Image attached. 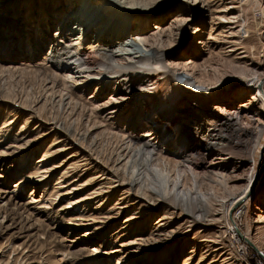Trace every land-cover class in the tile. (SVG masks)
Instances as JSON below:
<instances>
[{
  "label": "rangeland",
  "instance_id": "374dc122",
  "mask_svg": "<svg viewBox=\"0 0 264 264\" xmlns=\"http://www.w3.org/2000/svg\"><path fill=\"white\" fill-rule=\"evenodd\" d=\"M15 1V6L4 8L3 13L0 15V18H2L0 22V126L7 118L12 121L9 134L7 135L8 138L6 136L1 138L3 143L0 144V264H116V261H110L108 254H105L107 257L104 255V257L98 256L87 259L88 249H96L103 245L106 240L107 244L103 245L105 247L104 253L110 252L114 248H118L123 254L132 252L129 255L130 262L141 258L144 260L137 264H161L162 260L169 257V264H184L193 249L196 250L194 257L189 259L187 264H207L210 261H200L208 249V242L203 240L204 238L209 239L212 237L213 239H219L216 245L223 247L222 250L225 252L229 264H264V258L261 255H264V223H254L257 217L256 214L260 213L255 208L262 204L261 198L264 196V178L259 188L256 187L253 190L252 199L247 207L242 208L241 206L243 205H235L230 211L231 216L238 215L236 223L239 230H236L233 234L228 229L227 219L222 217V215L220 216V214L219 221H216L218 223L212 225L215 219L214 213L223 211L228 206L230 207L232 200L243 190L242 186H245V181L233 182L228 179L233 174L232 171L234 169L232 167L240 165L238 162L241 161V154H233L234 162L230 163L226 170H220L219 167L209 164L211 159H216L220 156V152L217 150L213 151L211 156L209 158L206 157L207 159L203 162H190L196 172L200 174V191L209 199V214L206 218L208 223H206L207 227L205 228H201V224H197L188 234L182 237L175 236L170 242L159 239L163 238L164 234L161 236L153 234L156 227L155 222L164 215L165 218L167 217L166 220L171 222L168 230H174L179 224L186 221L187 215L182 214L178 208H172L169 203L155 202L160 197V194L150 192L145 199H142L137 195V189L130 190L129 185L126 184L117 187L118 190L114 195L112 188L110 192H104V196H100L105 199L102 203L104 205L100 204L98 207L95 205L96 203L88 202V209H94L97 206L98 209L96 210H102L101 212L105 216V218L101 216L103 221H100L102 222L98 221L94 224L88 223V225L77 226L68 224L66 220L63 222L64 225H57L61 218H55L54 216H57V210L63 205H67L69 201V197H63L62 195L56 199L53 208L46 209L45 216L41 217L40 222L36 224L29 217L28 213L31 210H28L29 208L25 205L26 201L32 196L35 199H41L42 196H45L52 200L54 193L50 186H53V184L56 186L55 182L58 181L63 172H69L66 178L67 181L64 179L66 181L64 182L65 185L67 183V186L69 184H72L71 186L79 185L80 189H73L76 192V194L73 193V196L79 197L86 193L93 194L94 189L96 190L102 186L108 187L113 178L107 179L113 176H111L112 173L110 175L107 174V170H105L101 162L104 160L106 164L109 163L107 165H112V160H109V157L112 158L115 155L114 153L117 152V146L122 144L121 137H119V139L121 138L120 141L117 140L118 138H112L109 136L110 134L108 135L111 126L110 122L119 126H125L126 123L125 119L119 121L117 117L110 118L109 114H107L116 105H112L97 118L99 127H92L91 132L93 136L99 138L98 141L102 144L104 156L100 154L101 161L95 158L88 161L81 160L87 152L71 138L64 136V142L56 143L57 138L63 136V131L56 130L54 132L49 119L56 117L57 119L69 121L71 118L77 117L75 114L79 113H72L67 111V109H58L53 106L52 101L49 99L45 104L46 108H41L43 102H45V100L41 101V98L49 93L46 90L50 86L48 75L52 70L47 67L49 66L48 63L43 65L49 42L46 41L39 44L36 35L38 32H34V25L41 23L40 25L42 26L43 24L42 27L47 32V39H54V33L58 29L57 23L64 19L66 12L72 7L86 8L87 3L81 4L76 0H67L62 3H57L59 0ZM101 1L103 0H96V4L101 3ZM119 1L124 4L126 0ZM131 1L134 3L135 15H137L132 16L130 10H123L125 11V14H123L124 18L128 17L126 23L129 22V19H134L131 24L129 23V27H125L131 38L141 36L148 43L154 42L158 38L163 39V48L168 54L171 63L170 70L177 77L184 79L186 71L188 73L195 72L202 82L209 84L207 87H203L207 89H199V95L205 98L214 96L215 93H218V97L225 95V97H228L225 99V103L231 104V107L240 111L241 114L245 113L239 104L242 101L254 102L252 96L255 94L252 91V79L249 78L252 77L253 70H264V0ZM229 5L236 7L227 10ZM97 8L90 5L85 12H82L86 16L79 15L68 20L66 17L67 23L72 27L74 22H78L75 24V28L79 30L81 22L83 21L82 23L85 24L90 19L92 10ZM110 8L113 9L110 15H102L106 19L104 22L107 24L122 16L121 13H118L119 10H114V6ZM229 11H232L229 16L240 15L238 24L236 23L237 28L235 27L236 24H234L236 29L232 24H226L221 18L222 15L227 14ZM220 19L222 20L220 21ZM136 21H140L141 25H136ZM238 25L243 27L241 30L242 46L246 48L248 54L247 58L239 60L234 53L229 52L231 44H227L224 40L225 38L227 42L228 39L230 40L232 31L230 29L237 31V29L239 30ZM27 29L31 32L32 42L35 44V47L33 46L31 50L26 49L27 45L24 44L25 46H23L22 37L24 36L22 35L24 34L23 31ZM9 37H12V39L7 42ZM155 37L157 38L156 40ZM92 40H94V37ZM90 42L86 46L87 48L90 47ZM21 43L22 45H20ZM189 59L193 61L192 66L186 64ZM187 79L193 87L198 86L194 83L191 75H187ZM97 86V84H92L88 88L83 87L80 90L81 92H74V96L85 103L87 108H90L93 100L98 95L101 96L103 94V92L98 95L94 94L97 91ZM212 87H215V89ZM112 88L109 85L107 91ZM243 91H245L244 94ZM79 96L81 97L78 98ZM107 96L109 97V95L101 96L103 99L100 98V102L106 99ZM22 103L25 105L22 106ZM150 103L153 104L154 100H151ZM25 106L30 109L24 110L23 107ZM35 106L36 108H34ZM125 106L127 107L128 105ZM167 108L170 111L168 106ZM154 113V110L148 111L147 116ZM88 115L89 113L85 111V120L88 119ZM26 118H29L30 122L28 124L26 123ZM151 120L154 121L155 119ZM23 125L25 126L22 127ZM21 129L22 131L20 132ZM24 130H26L24 138L29 139L31 142L25 145L24 148L19 147L18 149L15 148V150L12 147L9 148L11 144H8V141ZM143 132H146V130H143ZM29 134L31 135L28 136ZM197 139L193 138L191 141H186L182 148L191 142L197 143ZM198 140L202 145L209 142L204 137L200 138V136ZM22 142L23 140L20 141V143ZM212 142L214 141H210V144ZM210 144L209 147L212 148L213 146ZM62 147L64 148L63 150ZM60 148L61 151L57 152V155L54 154L47 165L48 167L53 166L54 169L48 173L47 178L50 179V186L46 191H44L41 182H35V184L32 182L27 183L21 189L16 187L15 184L20 178L16 171H18L24 160L32 163L30 168L32 170L33 166L39 164L42 155L48 152L49 149L56 150ZM263 163L264 139L257 150L255 169L261 170ZM74 164L78 167L76 168ZM238 168L239 172L243 171L242 173L246 174V167ZM215 171H224L223 174L227 177L225 185L210 180L209 177H213ZM89 180H93V183L90 185L84 184L89 182ZM118 183L115 182V184ZM190 184L191 181L189 180L187 185L189 186ZM240 187L242 189H239ZM225 189L235 192H226ZM13 195L17 197L14 198L12 197ZM122 196H125V198ZM100 197L97 200H100ZM120 198L123 199L120 200ZM224 198L227 200L225 201ZM136 200H138V203H131ZM47 203V205H51L50 201ZM48 215L50 216L49 219L47 218ZM131 215L139 217V219L131 220L130 223L132 225L120 230V226H127L125 222ZM146 219L149 220L148 225L145 223ZM103 223H105L103 231H97L95 237H92L93 240L82 242L83 238L86 237V234L93 227L95 228ZM140 224L147 227L145 231H138L137 227ZM245 233L250 234L261 253L243 239L242 236ZM79 242L81 243L79 244ZM121 243L126 245L122 246L120 245ZM168 245L169 247L167 248ZM149 250L151 251L149 252ZM74 256L76 257L74 258ZM75 260H79V263H75Z\"/></svg>",
  "mask_w": 264,
  "mask_h": 264
},
{
  "label": "bare ground",
  "instance_id": "6f19581e",
  "mask_svg": "<svg viewBox=\"0 0 264 264\" xmlns=\"http://www.w3.org/2000/svg\"><path fill=\"white\" fill-rule=\"evenodd\" d=\"M66 1L67 0H59L57 3ZM76 1H79L81 4L87 3L86 8H70L66 12V16L63 17L64 19L57 23L58 29L54 33V39H47V32L44 31V27H42L43 24L42 26L40 25L41 23H36L34 25V32H38L36 35L39 44H42V42L45 43L46 41L49 42L47 54L43 59V65L48 63L49 66L47 67L52 70L48 75L50 86L46 90V92L48 93L49 91V93L41 98V101L45 100L41 108H46L45 104L49 99L52 101L53 106L58 109H67V111L72 113H79L75 114L77 117L74 119L71 118L69 121L57 119L56 117L49 119V122L52 124L51 128H54V132L56 130L63 131V136H59L56 143L64 142L65 140L63 137L66 136L78 143L87 152L81 160L88 161L95 158L101 161L102 158L100 154L104 156L102 144L99 143V138L97 136L92 135V127L98 126L99 123L97 118L100 114L108 110L112 105H116L115 108L107 112V114H109L110 118L117 117L119 121L125 119L126 124L125 126H119L110 122L111 126L108 135L110 134L109 136L112 138H118L117 140L122 138V144L117 146L118 149L117 152L114 153L115 155H112V158L109 157V160H112V165H107L109 163L106 164L104 160L101 162L105 170H107V174L110 175L112 173L111 176L113 177L108 176L109 178L107 179L113 178L112 181L110 180V185L108 187L102 186L96 190L94 189L93 194L86 193L79 197L73 196L76 194L73 189H80L78 184L73 186H71L72 184L67 186L68 183L67 185L64 184V182L67 181L66 178L69 172L61 173L60 178L55 182L56 186L54 184L50 186V179L47 178L48 173L54 169L53 166H47L48 162L54 154L57 155L56 153L61 151V148L56 150L49 149L48 152L42 155L39 164L33 166L32 170L30 169L32 163L28 160H24L22 162L23 164L18 168V171H16V174L20 176L15 184L16 187L21 189L22 186L27 183L32 182L35 184V182H41L44 191H46L49 186L52 187L55 197H52V200H49L51 198L45 196H42L41 199H35L33 196L30 197L25 203L29 208L28 210H31V212L28 213L29 217L37 224L40 222L41 217L45 216L46 209L53 208L56 199L62 195L63 197H69V201L67 205H63L57 210V216L54 217L61 218L57 225H64L63 222L66 220L68 224L77 226L88 225V223L94 224L102 220L101 216L105 218L101 212L102 210H96L98 209L97 206L99 207V205L103 203V200H105L100 196L103 195L104 192H110L111 188L113 189L112 192L114 195L118 190L117 187L126 184L129 185L130 190L134 188L137 189V195L142 199H145L146 195L150 192L160 194V197L155 202L169 203L172 208H178L181 210L182 214L187 215L186 221L179 224L174 230H168L170 229L171 222L166 220L167 217L165 218L164 215L155 222L156 227L154 228L153 234L157 236L164 234L165 236L159 239L161 241L167 240L170 242L175 236L182 237L188 234L197 224H201V228L207 227L206 223H208V219L206 218L209 214V199L200 191L199 181L201 177H199L200 174L196 172L191 163L192 161L203 162L207 159L206 157L209 158L213 151L217 150L220 152V156L216 159H211L209 164L219 167L220 170L228 169L230 163L232 164L234 162V155L241 154V161L238 162L240 165H234L232 167L234 169L232 171L233 174L231 173L232 175H230L228 179L233 182L245 181V186H242L243 190H240L241 192L237 196L234 195L235 198L233 197L234 199L230 207L228 206L225 210L223 209V211H216V213H214L215 219L213 221L214 224H212L215 225L218 223L216 221H219L220 214V216L222 215V217L227 219L228 229L234 234L236 230H239L236 223L238 215L235 214L231 216V209L235 205H243L241 206L242 208L245 206L247 207L252 199L253 190L256 187L259 188L264 178V163L261 166V170L258 171L255 169L257 150L264 139V70H253L252 77L249 79H252V91L255 92L252 96V100L255 103L252 101H242L239 105L245 113L241 114L240 111L233 109L231 104L225 103V99L228 98L227 96L225 97V95L218 97V93H215L214 96H207L206 98L199 95V89H207L203 87H207L209 84L202 82L195 72L188 73V71H186V74L188 73L187 75L193 77L194 83L198 85L196 87L189 84L190 81H188L185 73L184 79L177 77L175 73L170 70L171 63L168 54L163 48V39L158 38V40H156L157 38L155 37L156 41L151 42L152 44L149 42V44L148 41L141 36L134 38L129 36L130 33L127 32L126 28L129 27L134 19L131 18L129 22L126 23L128 17L124 18L123 14H125V11L123 10H130L132 16L135 15L136 9L134 8L133 1L126 0L124 4L119 0H103L101 1L102 4H96V0ZM15 3V0H0V15L3 13L4 8L15 6ZM90 5L96 8L98 6L100 7L92 10L90 19L87 20L85 24L82 23L83 21L81 22L79 30L75 28V24L78 22H74L72 27H70L67 20L79 15L86 16V14L82 12H85ZM112 6H114V10H119L118 13H121L122 16L115 18L112 23L107 24L104 22L106 19L102 15H110V12L113 10L110 8ZM235 7L229 5L227 10ZM230 13H232V11L222 15L221 18L226 24H232L234 27L240 15L229 16ZM222 19H220V21ZM1 20L2 18H0V22ZM136 22V25H141V23H139L140 21ZM121 23L122 25H120ZM237 24L235 26L236 28ZM242 28L241 25L237 31L230 29L232 30L230 40L228 39L227 42L226 38L224 39L227 44H231L229 46V52L234 53L238 60L245 59L248 56L246 48L242 46ZM27 30L23 31V46L27 45L26 49L31 50L33 46L35 47V44L32 42L31 32H29V29ZM93 37L94 40H92ZM11 39L12 37H9L7 42ZM89 42L90 47L87 48L86 46H88ZM20 45H22V43ZM242 62L244 61L242 60ZM192 63L193 61L190 59L186 62L187 65H191ZM237 65L239 64L237 63ZM92 84L98 85L96 87L97 94L94 93L95 95L103 92L101 96L104 97V95H109V97L107 96L106 99L100 102L99 99H103V97L98 95L97 98L93 100L91 107L87 108L85 103L75 98L74 92L78 93L83 87L88 88ZM109 85L113 88L107 91ZM128 85L129 87H127ZM212 88L215 89V87ZM244 92L245 91H243V94ZM80 97L81 96L78 98ZM151 100H154L153 104L150 103ZM24 105L25 104L22 103V106ZM125 105L128 106L126 107ZM36 106L34 108H36ZM167 106L170 108V111H168ZM23 108L24 110L30 109L27 106ZM151 110H154L155 113L147 116V112ZM85 111L89 113L87 120H85ZM151 119L155 120L152 121ZM11 122L12 121L7 118L3 121L2 126H0V144L3 143V139L1 138L4 136L7 137L9 134ZM29 122V118H26V123L28 124ZM24 126L25 125L22 127ZM143 130H146V132H143ZM21 131L22 129L20 132ZM25 134L26 130L20 134L18 133L14 138H11L8 141V144H11L9 148L12 147L14 150L19 147L24 148L25 145L30 143L31 141L29 139L24 138ZM30 135L31 134L28 136ZM199 136L200 138L204 137L209 142L205 141L206 144L202 145L198 142ZM119 137L121 138L119 139ZM193 138L197 139V143L191 142L182 148V145L186 141H191ZM21 140H23V144L20 143ZM210 141L214 142L210 144ZM209 144L213 147H209ZM63 149L62 147V150ZM77 167L78 166H76V168ZM238 167H246V174L242 173L243 171L239 172ZM223 172L224 171H215L213 174L214 176L209 177L210 180L225 185L227 177ZM189 180L191 184L188 186ZM92 181L93 180H89V182H85L84 184L90 185L93 183ZM115 182L119 183L115 184ZM227 186L229 185L227 184ZM105 188L109 189L106 190ZM63 189L65 190L62 191ZM239 189L242 188L240 187ZM227 191H230V189H227L226 192ZM230 192L228 193L230 194ZM125 196L122 197L125 198ZM12 197L16 198L17 196L13 195ZM98 197L101 199L97 200ZM225 198L224 200L226 201L227 199ZM121 199L123 198H120V200ZM49 201L51 205H47ZM89 201L91 203H96V208L88 209ZM244 201H246V203L243 204ZM131 203H138V200L132 201ZM261 203V205L255 208L260 213L256 214L257 217L254 223H264V196L261 198ZM49 217L48 215L47 218L49 219ZM137 219H139V217L131 215L125 222L127 226H120V230L126 229L132 225V223H130L131 220ZM145 223L148 225L149 220L146 219ZM104 225L105 223L95 228L93 227L92 230L86 234V237L83 238L82 242L93 240L92 237H95L97 231L102 230ZM138 227L137 229L139 232L145 231L147 228L142 224ZM242 237L251 247L261 253V251L257 249L258 247L249 233H245ZM217 240L219 239H213V237L209 239L204 238L203 241L208 242V249L203 258L201 257V262L208 260L210 262H207V264H229V260L222 250L223 247L216 245ZM168 242L166 243L168 244ZM80 243L81 242H79V244ZM105 243L107 244V240L103 245H105ZM103 245L93 250L88 249L89 254L87 255V259L96 258L98 256L104 257L105 254H108L110 261H116V264H137L144 261L143 258H141L130 262L129 255H131L132 252L123 254L118 248L104 253L105 247ZM120 245L124 246L126 244L121 243ZM168 247L169 245L167 248ZM85 249L87 248L85 247ZM150 251L151 250H149V252ZM195 251L196 250L193 249L187 261H184L186 264L189 259L194 257ZM75 257L76 256H74V258ZM209 257L211 260H209ZM169 259L170 257L162 260L161 264H169ZM75 263H79V260H75Z\"/></svg>",
  "mask_w": 264,
  "mask_h": 264
},
{
  "label": "water",
  "instance_id": "95a60500",
  "mask_svg": "<svg viewBox=\"0 0 264 264\" xmlns=\"http://www.w3.org/2000/svg\"><path fill=\"white\" fill-rule=\"evenodd\" d=\"M262 255V254H261ZM262 257L264 258V256L262 255Z\"/></svg>",
  "mask_w": 264,
  "mask_h": 264
}]
</instances>
